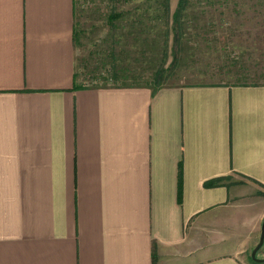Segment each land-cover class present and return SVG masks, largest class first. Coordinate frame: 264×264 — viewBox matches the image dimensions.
Segmentation results:
<instances>
[{
  "label": "crops",
  "instance_id": "0c3cea01",
  "mask_svg": "<svg viewBox=\"0 0 264 264\" xmlns=\"http://www.w3.org/2000/svg\"><path fill=\"white\" fill-rule=\"evenodd\" d=\"M75 20L0 0V264H264V84L79 86Z\"/></svg>",
  "mask_w": 264,
  "mask_h": 264
},
{
  "label": "rangeland",
  "instance_id": "374dc122",
  "mask_svg": "<svg viewBox=\"0 0 264 264\" xmlns=\"http://www.w3.org/2000/svg\"><path fill=\"white\" fill-rule=\"evenodd\" d=\"M162 1L75 0L77 84L109 86L113 81L105 77L114 60L151 87L264 84V0H188L180 40L173 30L179 0H169L170 14L155 10ZM116 4L149 8L142 33L133 31L138 14L132 13L111 28L108 15Z\"/></svg>",
  "mask_w": 264,
  "mask_h": 264
},
{
  "label": "trees",
  "instance_id": "16d2710c",
  "mask_svg": "<svg viewBox=\"0 0 264 264\" xmlns=\"http://www.w3.org/2000/svg\"><path fill=\"white\" fill-rule=\"evenodd\" d=\"M188 0H179V5L175 12L173 13V19H174V24H173V30H174V36L176 40H180L183 37V15L184 11L187 7ZM147 5V4H146ZM116 8H112L110 14L108 15V21L111 25V28L115 27V21L119 18H122L125 14L127 13H132L133 15L138 14L134 17V21H132V25L134 27V32L136 35L142 33L143 31V26L145 25V20H144V14L149 11V8L143 7L142 4H136L132 7L134 8H128V9H118L117 4L115 5ZM118 9V10H117ZM156 11H163L166 14H170L171 8H170V1L169 0H163L160 2V5L155 8ZM76 25V23H75ZM77 33H76V26H75V39H76ZM117 44V42H115ZM121 43V39L119 38V44ZM115 45H112L113 50H115L116 47ZM118 45V44H117ZM124 50V49H123ZM109 74L107 77L110 80L113 81L112 84L114 86H138V85H147L148 84H143L142 82H138L137 76L138 73L134 69L130 67H123L122 65L118 64L116 60L113 61L111 65V70H108ZM77 76V72H76ZM109 80V81H110ZM109 83H106V86ZM156 86L153 87L154 89H157V84ZM162 87V86H160ZM225 178H218L215 180H212L208 183V185H215L221 182ZM257 261V260H255ZM258 262V261H257Z\"/></svg>",
  "mask_w": 264,
  "mask_h": 264
},
{
  "label": "water",
  "instance_id": "95a60500",
  "mask_svg": "<svg viewBox=\"0 0 264 264\" xmlns=\"http://www.w3.org/2000/svg\"><path fill=\"white\" fill-rule=\"evenodd\" d=\"M263 244H264V222H263V225H262V232H261L260 241L258 242V244L256 245V247L252 251V257H253V259H255L257 261H264V259H261V258H258L257 257V251L262 247Z\"/></svg>",
  "mask_w": 264,
  "mask_h": 264
}]
</instances>
